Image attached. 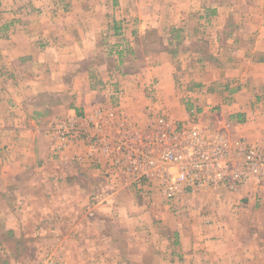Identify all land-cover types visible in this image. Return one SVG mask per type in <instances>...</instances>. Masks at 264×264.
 Here are the masks:
<instances>
[{"label": "crops", "instance_id": "crops-1", "mask_svg": "<svg viewBox=\"0 0 264 264\" xmlns=\"http://www.w3.org/2000/svg\"><path fill=\"white\" fill-rule=\"evenodd\" d=\"M54 3L65 9L53 13ZM31 6L28 18L15 22L12 38H0V264H133L126 256L134 248H156L155 264H264V239L256 233L264 225L230 226L207 217L216 222L204 232L187 231L184 222L179 227L172 219L156 188L134 192L126 177L115 179L104 157L92 161L87 145L65 147L50 130L52 120L76 110L102 123L104 135L113 139L120 113L106 84L113 67L104 39L109 35L114 42L113 31L127 22L126 53L140 52L153 32L165 45L174 39L180 47L141 48V70L114 68L133 74L120 97L122 118L143 126L159 110L144 94L149 77L158 78L168 94L186 78L209 87L205 98L220 102L230 133L264 146V0H33ZM168 32L176 35L169 38ZM175 56L182 63H174ZM183 72L188 76L181 77ZM175 113L176 119L185 117V107ZM226 189L199 193L204 200L229 194L221 216L264 215V180ZM240 228L253 234L240 240ZM170 231L177 240L172 247ZM29 247L45 251L28 259L23 250ZM118 247L125 248L124 261Z\"/></svg>", "mask_w": 264, "mask_h": 264}, {"label": "built area", "instance_id": "built-area-1", "mask_svg": "<svg viewBox=\"0 0 264 264\" xmlns=\"http://www.w3.org/2000/svg\"><path fill=\"white\" fill-rule=\"evenodd\" d=\"M116 125L110 140L102 123L74 110L54 119L50 130L65 147L87 145L92 161L104 157L109 170L120 172L136 189L156 188L167 205L188 193L217 186L236 191L250 180H264V146L244 137L231 141L199 123L174 121L165 111L144 128L125 118Z\"/></svg>", "mask_w": 264, "mask_h": 264}, {"label": "rangeland", "instance_id": "rangeland-1", "mask_svg": "<svg viewBox=\"0 0 264 264\" xmlns=\"http://www.w3.org/2000/svg\"><path fill=\"white\" fill-rule=\"evenodd\" d=\"M30 4L31 5L33 4V0H0V38H4V40L8 38H12V36L16 33V28L13 29L15 26L14 25L15 22L18 21L19 19L22 20L23 18H26L29 14H31L34 11V7L31 6ZM34 6H35V2H34ZM63 6H64L63 4L54 3V5L50 6L49 9L53 11V13H57L58 11H63L65 9ZM119 25H120L119 26L120 30L113 31V35L118 37V39L114 38L115 40L114 42H112L111 39L109 38V35L107 36V38L104 39L105 48L108 52L105 55V58H107L108 63L111 64L113 67L111 68L109 72V76L107 77L106 84L110 88V91H109L111 92L110 97L112 98L114 97L113 99H111V103H113L112 107L115 108L117 106L116 110H118L120 113L119 118H117V114H116V117H115L117 118L116 121L123 119L122 113H123L124 108L123 106H121L120 97L121 95L123 96L125 94V90H126V88L124 87L125 81H131V79L133 78V74L130 75L131 73L129 74L127 72H123V73L121 72V74L123 75H120L118 72L114 71L115 70L114 68L119 69V67H121L122 65H127L128 67H133L134 70H137V69L141 70L140 65L141 63H144L145 61V56L143 55L139 56V53L140 52L142 53L141 48H143L144 50L149 47L168 48L176 52V49H178V46H179L178 41L177 40L174 41V39L172 40V43H170V45L169 43L165 45L164 42L166 43L167 41L163 40L162 36H160V34H158L157 32H153L150 38L146 39L142 45H139L140 52L137 51V53H129L128 51L126 53L127 51L126 45H127V42H129L127 41V39H129L128 38L129 33L127 35V32H128L127 30L130 29V26L128 25L127 22L120 23ZM117 32H119V36ZM166 35L169 38H173V35H176V34H171V32H168L166 33ZM181 45L186 47V45L188 44L183 43ZM121 54L124 55L125 57L124 62H127L126 64L120 63ZM175 58H174L175 60L173 61L174 63H176V60H178L177 61L178 63L179 61L180 63H182L181 58L178 59V56H175ZM135 72H138V71H135ZM179 74L181 75V77L186 76V74L188 76L187 72H183ZM134 79L136 80L137 78L135 77ZM184 81H185L183 82L184 84L183 83L181 84L185 85V87L183 85H179L178 88H176V92L178 93V96L175 97L176 95L175 88H173L172 93L168 94V91H167L168 88H162L161 86H159L158 78L149 77V81L146 83V90L144 91V94L147 97L149 96V98L151 99V101H153V103H158L159 110L155 112L154 111L155 109H153L154 112L152 111V113H150V115L146 117V120L142 122L143 126L142 125L139 126L140 125L139 120L136 121L133 119H130V120L128 119V121L137 127L144 128L145 126L152 123L153 120L157 118L159 114L165 111V113L169 115V117L173 119L174 121H191L193 123H199V125L203 128L211 129L214 132L225 133L231 141L244 137V136L234 135L226 129V127L222 123L223 117L221 113L220 102L219 101L214 102L213 99L212 101L211 100L209 101L207 98H205V94L209 93L210 91L209 87L202 86V85L195 86L189 83L190 81L186 78ZM220 90L222 89L220 87H217L215 91H217L218 94H220L219 93ZM178 107H183V108L185 107L186 114H185V117L181 119H176L177 114L175 113V109L177 110ZM254 143L259 144L257 142H254ZM120 177H122L121 173L116 172L115 179L119 180ZM149 188L150 187H147V189ZM133 190L134 192L140 191L142 193L143 192L145 193L146 191V190H138L136 188H134ZM199 192L200 191H197V193L201 195H199L198 197H196L198 194H196V196L193 197V196H190L188 193V195L187 194L184 195L177 203L166 206L168 213L171 215L172 219L174 217L176 218V222H178L177 225L179 227L184 222L182 226H184L185 229H188L187 231H191L192 230L191 228H193L196 231L204 232L205 226H210L209 223L214 224L216 222L215 220H212V219L208 220L207 217H213V218L220 217L222 220H224L223 221L224 224H227L230 226L242 225L244 227L246 225H252L254 223L255 224L259 223L261 225H264V215L263 214L255 215V216H242V217H235L231 215L221 216L223 215L222 211L226 209V205L230 204L231 198L229 194H226L225 192H223L222 194H219V198L216 196L214 198H211L207 195L205 198L206 200H204L202 198V194L204 193H199ZM139 198H140L139 195H137L138 200L135 201V205H140ZM247 203H248V200L241 201V205H243L244 207H247ZM241 205L239 204V206ZM234 206L238 207V202L237 204L233 205V207ZM253 208H257V207L253 206ZM192 211H196V212L191 213ZM205 219L207 220L204 221ZM174 222L170 221L169 223L170 225H173ZM178 233L181 234L180 232ZM235 233L236 235H238V237H240V240H244V241L247 240L248 237L253 234L252 231L250 230L247 231L244 228H240V230L236 231ZM256 233L259 235V237L261 236V238L264 239V228L261 227V229H259V231H256ZM170 234L171 235L167 237V240L169 241L170 244H167V245L169 246L171 245L170 247H172L173 241H177V240L174 238L172 231H170ZM150 237H151V234H149V241H148L151 243L152 240ZM123 243L125 242L123 241ZM152 243L154 247H156V242L153 241ZM46 245L47 244L44 243L42 247L45 248ZM42 247L40 249L38 248L31 249L29 247L28 249H24L23 251H24V254L27 255L26 258L31 259L37 254L41 253L42 251L43 252L45 251ZM155 250L154 251L150 250V253H146L144 252V250L140 251L139 248L138 249L134 248L131 253V256H126V257L129 259H133L134 261L133 264H141L142 262L140 260L142 258L148 261L147 264H155V261L157 260ZM38 251L40 252L37 253ZM124 252H125L124 247L116 248L117 255L123 261L125 259ZM122 264H125V263H122ZM126 264H131V263L128 261ZM170 264H175V263H170Z\"/></svg>", "mask_w": 264, "mask_h": 264}]
</instances>
